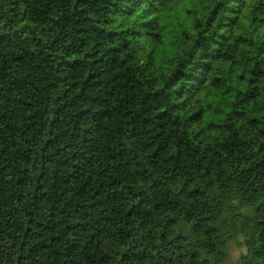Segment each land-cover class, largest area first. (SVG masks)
Listing matches in <instances>:
<instances>
[{"label":"trees","instance_id":"16d2710c","mask_svg":"<svg viewBox=\"0 0 264 264\" xmlns=\"http://www.w3.org/2000/svg\"><path fill=\"white\" fill-rule=\"evenodd\" d=\"M264 264V0H0V264Z\"/></svg>","mask_w":264,"mask_h":264},{"label":"rangeland","instance_id":"374dc122","mask_svg":"<svg viewBox=\"0 0 264 264\" xmlns=\"http://www.w3.org/2000/svg\"><path fill=\"white\" fill-rule=\"evenodd\" d=\"M229 261L227 264H234L235 260L237 259L239 253L243 250L239 247L237 242H231L229 245Z\"/></svg>","mask_w":264,"mask_h":264}]
</instances>
